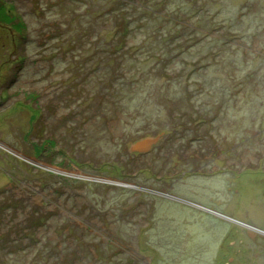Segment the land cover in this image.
<instances>
[{
    "label": "rangeland",
    "instance_id": "obj_1",
    "mask_svg": "<svg viewBox=\"0 0 264 264\" xmlns=\"http://www.w3.org/2000/svg\"><path fill=\"white\" fill-rule=\"evenodd\" d=\"M5 1L0 264H199L165 254L163 224L264 264L263 237L164 196L264 228L262 186L239 177L264 165V0ZM198 165L217 176L176 180Z\"/></svg>",
    "mask_w": 264,
    "mask_h": 264
},
{
    "label": "flooded vegetation",
    "instance_id": "obj_2",
    "mask_svg": "<svg viewBox=\"0 0 264 264\" xmlns=\"http://www.w3.org/2000/svg\"><path fill=\"white\" fill-rule=\"evenodd\" d=\"M216 159V158H215ZM214 159V160H215ZM212 160H213V158H212ZM200 164H202V162H200ZM204 164L206 165V167L208 168V167H211V168H214V166H213V164L211 165V162L209 161V163H205L204 162ZM199 167H198V169L197 170H195V171H188V170H186V171H183L182 173H181V178H180V176H177V179L176 180H178L179 181V179L182 181V179L183 178H187L188 176H190V177H194V176H203V177H206V176H210L211 174H214V175H211L210 176V178L211 177H214V176H217L216 175V173L215 172H213V173H207L206 171H204L203 172V170H201V168H202V165H198ZM250 168H254L255 170L257 169V171H255L254 169H252L253 171H250L251 169ZM246 169H248L247 171H246ZM242 171L243 172H241V174H239V177L241 178L242 177V174L243 173H246V172H249L248 173V175L249 174H251V175H249V176H252V178H245V183L246 184H250V185H260V186H262V189H260L259 190V192H257V193H259L258 195H255L256 197H254V198H256V199H259L260 198V200H262V201H260V207L261 208H263L264 209V165L262 164V165H256L255 167H248V168H245V169H242ZM217 172V171H216ZM224 172V171H223ZM222 174V173H221ZM238 175V174H237ZM258 176V177H257ZM257 179H260V180H262V181H260V182H258L257 183ZM252 181V182H251ZM180 182V181H179ZM174 180L173 181H171L170 182V186H169V191L171 192V189L173 188V186H174ZM238 182L236 181L235 182V187L234 188H236V184H237ZM172 193H174V192H172ZM182 194V193H181ZM180 194V195H181ZM161 195L163 196L164 194H162L161 193ZM195 194L193 193H191V195L190 196H194ZM167 199H169V200H172V201H175V202H177V204L178 203H181V206L183 205V209H186L184 206H190L191 208L192 207H194L192 210H191V212L192 211H195V210H199V211H202V215H203V217L205 218V220L206 221H209V220H212V218L213 217H217L218 219H220L221 220V223H226V224H228V222H233V223H235V224H237V225H240L241 227H243L245 230H247V231H251V233H254V235L257 237H259L261 240H262V237L264 238V228H260V227H257V226H254V225H252V224H249V223H246V222H241V221H238V220H235V219H233L232 217H230V216H227V215H223L222 213H218L217 211H213V210H210L209 208H207V209H209V210H205L206 209V207H204L205 209H203L202 208V206L201 205H199V204H196V203H194L195 202V200L197 199L196 197H194L193 199H192V201L190 200H187L186 198H180V197H178V196H176L175 195V193H174V195H172V194H166V195H164ZM180 205V204H179ZM194 213V212H193ZM218 214H220V215H218ZM200 221H205L202 217H201V219H199ZM200 221H197V222H200ZM211 221H209V223H210ZM212 223H214V222H212ZM214 224H216V223H214ZM247 233V232H246ZM250 237V236H249ZM178 239H179V242L180 243H183V244H186V243H190L191 241H192V236H185V232H181L180 234H179V236H178ZM262 242H264V240H262ZM219 244V243H218ZM218 244L216 245V247H215V250L212 252V253H208V251L207 250H195L194 252H192L191 253V255H190V257H192L194 260H199V264H223L222 262H220V261H216V256H218V253L216 252L217 250H219V249H217V247H218ZM182 249V248H181ZM217 249V250H216ZM184 250V249H183ZM186 253H188L186 250H184ZM220 251V250H219ZM180 253V252H179ZM179 253H177V255L179 254ZM254 256H255V254H254ZM210 258H211V262H210ZM229 258V257H228ZM255 258L256 259H254L253 261H257V260H259V257H256L255 256ZM226 264H237V262H236V260H235V258L233 257V258H229V259H227V262H226ZM255 264V263H254ZM262 264H263V262H262Z\"/></svg>",
    "mask_w": 264,
    "mask_h": 264
},
{
    "label": "trees",
    "instance_id": "obj_3",
    "mask_svg": "<svg viewBox=\"0 0 264 264\" xmlns=\"http://www.w3.org/2000/svg\"><path fill=\"white\" fill-rule=\"evenodd\" d=\"M161 2V1H160ZM166 2H167V0H164V2H162V5H164V4H166ZM6 4H7V2L5 1V0H0V6H1V12H6V15H7V17L9 16V17H12V19H13V17L15 18V15L13 16L12 15V13L10 12L9 13V10H8V8H7V6H6ZM10 5V4H9ZM130 6H132V4L130 5ZM167 8H169V9H171L169 6H166ZM176 12V10H174V9H171V17L170 18H173L174 19V24H172V26H174V28H177V26H181L182 28H188V26L187 25H184V24H182V23H179L180 21L178 20V21H176L177 20V14L175 13ZM178 12V11H177ZM149 14L150 13H146V15L147 16H149ZM127 16H125L124 18H126ZM124 18H121V20H120V22L122 23V21H123V19ZM130 20L129 19H126L125 21H124V23H123V26H125L126 28H128L127 27V25H129L130 24V22H129ZM163 22H167V21H163ZM158 24V29H162V30H164V32H165V34L166 33H168L169 34V32L168 31H166V28H167V26L166 25H162V24H159V23H157ZM123 29V27H122V30H123V35L120 37V38H118L117 39V42L120 44V45H123L124 43H125V36L129 33V29ZM172 35V34H171ZM170 35V36H171ZM173 36V38H175L176 36L173 34L172 35ZM177 39H175V41H176ZM174 41V42H175ZM181 41H177V44H179ZM114 46H116V44H114L113 45V47ZM117 52L118 51H120V53H122V52H124V53H126V55H125V59L127 58V54L129 53V50L127 49V48H125L124 46H120V47H118V48H116L115 49ZM139 54H142V53H139ZM136 55H138V54H135V56ZM130 57H132V56H130ZM138 58H140V56L138 57ZM147 58H150V59H154V60H158V61H160V60H162L163 59V54H161V53H154V52H150L148 55H147ZM163 60H165V59H163ZM160 133H164V131H162V132H160ZM41 154H42V150H41V152L38 154V156L40 155L41 156ZM115 171H117V170H115ZM145 191H147V190H145ZM166 207H168V208H170V206L169 205H167ZM187 212H191L190 210H187ZM203 219L205 220V218L203 217ZM206 221V220H205ZM175 225V224H174ZM177 226H179V225H177ZM170 229H169V227L166 225V224H163V229H162V233H161V235H156L157 236V238L158 239H161L163 242H167L168 244H169V246H170V244L171 243H169V242H173L174 240H172L171 238H175V240H177L178 241V243H179V245L180 246H182L181 248L182 249H184V250H186L187 252H188V255H191V253L192 252H194L195 250H207L208 252H210V251H213V250H215V247H216V245L219 243V242H217V241H215V242H207V241H204L202 238H201V236L199 235V234H197V233H194L193 232V230H192V228L188 231V233L187 234H185V236H192V241L190 242V243H186V244H183V243H180L179 242V239H178V236H179V234L181 233V231H176V228H174V230L172 231V237L170 236ZM168 244H167V246H166V248H164V250H165V254H169V253H173V254H175L176 252H178V250L179 249H181V248H178L176 251H173V249H171V250H169V247H168ZM186 259H189V258H186Z\"/></svg>",
    "mask_w": 264,
    "mask_h": 264
},
{
    "label": "water",
    "instance_id": "obj_4",
    "mask_svg": "<svg viewBox=\"0 0 264 264\" xmlns=\"http://www.w3.org/2000/svg\"><path fill=\"white\" fill-rule=\"evenodd\" d=\"M11 153H13L12 151H11ZM16 153V151H14V154ZM15 155H17L18 157H20V158H22V159H24V160H26V161H28V162H30V163H34V161L32 160V159H30L29 157H25V156H23L21 153H18V154H15ZM48 168V167H47ZM46 168V169H47ZM47 170H49V171H53V172H56L55 170H53V169H50V168H48ZM86 179H91V180H97V181H109V182H112V183H115V184H120V185H123V186H127V187H130L129 185H127V184H124V183H118V182H115V181H111V180H99L98 178H91V177H87ZM133 185V184H132ZM133 187H137V186H133ZM137 188H141V187H137ZM144 189H146V188H143V190ZM160 195H161V193L160 192H158ZM202 208L203 209H205L203 206H202ZM205 210H209V209H205ZM218 215H220V214H218Z\"/></svg>",
    "mask_w": 264,
    "mask_h": 264
}]
</instances>
